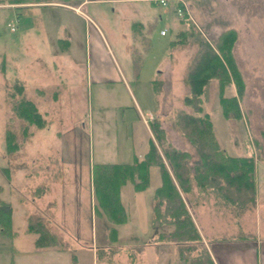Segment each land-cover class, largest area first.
Segmentation results:
<instances>
[{
    "label": "rangeland",
    "instance_id": "374dc122",
    "mask_svg": "<svg viewBox=\"0 0 264 264\" xmlns=\"http://www.w3.org/2000/svg\"><path fill=\"white\" fill-rule=\"evenodd\" d=\"M4 1L0 3V169L7 167L9 171L0 172V195L15 208L14 227L20 239L32 242V235L25 233L32 217L46 221L54 231L65 221L61 232L68 235L67 241L56 245L63 251L60 249L59 258H50L51 264H127L130 251L125 247L129 246L137 249L133 251L137 263L150 260L147 251L152 259L158 250L167 255L172 251L174 244L169 240H160L162 246H153V250L145 246L153 245L157 231L172 229L168 225L153 227L150 221L151 196L161 182L157 166L150 167L146 189L136 191L131 181L126 183L123 200L135 223L123 227L129 236L117 242L107 237L112 224L95 213L91 176L95 164L128 162L133 147L137 153L148 147L144 117L149 126L160 121L163 138L160 141L153 131L152 137L162 155L161 145L168 144L187 151L192 167L199 157L177 124L178 110L191 112L183 102L188 90L184 77L197 45L190 38L170 53V42L179 39L178 25L182 29L189 26L182 19H190L195 30L214 46L224 32L233 29L237 33L232 52L246 86L243 96L235 83L225 88L224 95L239 99L243 117L224 116L217 79L207 85L202 105L224 149L234 156L249 151L256 155L260 202L257 215L253 203L247 210L224 202L214 206L210 203L214 195L194 191L196 203L191 213L207 235L210 219L225 223L224 236L241 230L259 232L257 221L264 219V0H168L167 11L163 5L136 2L150 8L145 16L159 18L163 13L148 33V27L134 32L131 25L142 20L139 15L125 13L116 3L103 0L87 3L82 8L84 15L62 6L36 7L24 13L9 4L10 0ZM179 7L186 11L185 18L178 16ZM8 22L17 24V30L11 31ZM162 27L168 29L167 34H160ZM67 33L71 47L61 51L64 44H56V39H66ZM145 36L149 37L146 47L142 41ZM135 49L144 60L138 80L133 75ZM155 78L161 81L158 97L151 82ZM19 86H23L22 95ZM21 97L40 106L44 126L28 125L18 117L14 105ZM8 130L14 132L18 145L12 153L6 150ZM138 141L142 143L138 145ZM200 205L204 206L202 211ZM236 220L243 226H235ZM33 259L34 263L32 258L26 263H43L39 256Z\"/></svg>",
    "mask_w": 264,
    "mask_h": 264
},
{
    "label": "trees",
    "instance_id": "16d2710c",
    "mask_svg": "<svg viewBox=\"0 0 264 264\" xmlns=\"http://www.w3.org/2000/svg\"><path fill=\"white\" fill-rule=\"evenodd\" d=\"M25 0H10L12 3H23ZM5 1L0 0L3 4ZM26 7H22L25 9ZM188 23V28L177 32L178 40L170 42L172 47L185 45L191 38L195 41L196 51L190 58L184 82L188 88L183 97L184 105L191 112L182 109L177 111V124L180 131L196 148L199 157L193 167L190 165L191 155L167 144L163 155L153 138L143 159L134 157L132 163H98L93 166V191L96 199L95 213L104 215L111 224H125L128 214L121 202L120 191L128 181L133 183L136 191L146 189L150 184V167L157 166L161 175V185L153 195L151 225L163 228L170 226L168 232L160 230L157 241L169 240L179 253V257L189 264H214L206 248L203 237L196 225L191 207V195L195 189L201 194L208 188H213L226 203L238 208H246L256 199L255 156H232L218 142L213 130L210 115L204 113L203 95L211 80L217 79L219 86V103L227 119L239 120L243 117L239 99L236 96L227 97L224 90L235 83L239 96H243L245 82L233 56V46L237 33L230 29L219 37L216 46L197 32L190 19H182ZM61 43V42H60ZM146 47V46H145ZM149 51V48L145 49ZM144 60L139 51L133 55V71L136 79L140 77ZM161 81L152 80L155 94L160 92ZM23 86L18 93L22 95ZM19 118L32 125L44 126L45 119L36 104L25 98L14 105ZM151 130L161 141L164 131L160 121L151 123ZM27 131V129H26ZM6 150L12 153L18 148L15 134L8 130L5 135ZM2 172L9 169L2 168ZM27 231L38 234L35 242L37 247H47L60 244L46 223L39 218L28 219ZM0 230L12 233V207L10 203L0 199ZM112 242L118 237L117 228L112 225L108 229ZM196 252L195 255H192Z\"/></svg>",
    "mask_w": 264,
    "mask_h": 264
},
{
    "label": "crops",
    "instance_id": "0c3cea01",
    "mask_svg": "<svg viewBox=\"0 0 264 264\" xmlns=\"http://www.w3.org/2000/svg\"><path fill=\"white\" fill-rule=\"evenodd\" d=\"M147 1L151 2V5H153V6L161 5V4H159L153 0H103L101 2L116 3V5H119V7H121V9L125 13L131 12V13H134L135 15H139L140 18H142V20H134L132 22L131 26L134 29V32H136V30L138 28L140 29V32H143V31H141V29H145L146 27H148V29H147V33H148V32H152V30H154L155 24H157V21H159V18L160 19L162 18L163 13L162 14L160 13L158 15L159 18H156V16H152V14L145 16L146 12L148 10H150V8L146 5L144 6L142 3L137 5L136 2L139 3V2H147ZM89 2H91V0H25V1H23V3H12L11 5L16 7L17 9H22V7H26L24 10L22 9V12H24V13L27 11H30L32 8H36V7L62 6V7L69 9L72 12H75L76 15H78V14L84 15L82 12V8L86 7L87 3L90 4ZM164 11H167V7H165V6H164ZM22 12L18 11L17 14L22 13ZM144 19H145V21H144ZM178 27L176 29V34L179 30L182 29L180 27V25H178ZM163 29H166L167 33H168V29L166 27H162L160 29V32ZM66 36H67L66 39H60V38L56 39V44L58 42L59 43L61 42V45L64 44V47L61 49V51L62 50H64V51L69 50V48L71 47L70 33H67ZM142 41H143V44L145 46H147V44L149 42V37L148 36L143 37ZM176 47H171L170 53ZM57 51L58 50H56V52ZM134 51H133V53H134ZM133 75H134V71H133ZM134 77H135V75H134ZM37 90H40V89H37ZM42 92H44V90ZM159 94H160V92L158 94H156V96L158 97ZM36 106L38 107V109L40 111V106H38V105H36ZM204 112H205V110H204ZM205 113H207V112H205ZM149 114H151V112H149ZM144 119H146V118L144 117ZM145 124L149 130L148 147H146L145 149L140 151V153L139 152L137 153L135 151V147H133L130 150V152L132 153V160L128 161V162H120V163H132L134 160V157H137L139 160L143 159L144 155L146 154V152L149 149L150 139L153 138L152 137V130H151L148 122L147 123L145 122ZM138 142H139L138 145L142 143L140 141H138ZM218 142H219V140H218ZM219 144H220V142H219ZM220 146L222 147L221 144H220ZM250 155H254L255 158H257L256 155L250 151H249V154H246L243 156H250ZM232 156H234V154ZM0 172H2L1 169H0ZM91 178H92V176H91ZM150 180H151V177H150ZM92 185H93V183H92ZM160 185H161V182L158 186H160ZM126 186H127V184L122 186L121 191H120V195H121V202L127 211L129 219H128V222L125 224H117V225L112 224L118 230V237H117L116 241H114V242L120 241L122 238L129 236V235L125 234V232L123 231V227H125V226L129 227L131 224L135 223L134 220L132 219L131 209L125 204V202L123 200V192H124V188ZM195 192L199 194V192H197V189H195ZM207 193H208V195H214L215 199L210 202L214 206H216L217 202H221V203L224 202L226 205H229L218 194L215 193L213 188H208L202 192V194L204 196H206ZM92 194H93V198L95 199L94 192ZM192 195H191V203H190L191 204L190 210H192L191 212H193L194 204L196 203V200L194 199V196H192ZM0 199L4 200L1 197V195H0ZM42 199H44V198L42 197ZM42 199H40V200H42ZM4 201H6V200H4ZM6 202L10 203V205L12 204L11 201H6ZM205 202H207V201H205ZM204 203H203V205H204ZM128 204L131 205L130 202H128ZM208 204H209V202H208ZM253 204H255L254 206L257 209V215H258V210L260 208V202H257V188H256V199H255V202ZM151 205H152V203H151ZM203 205H200L201 211H202V208H204ZM229 206H231V205H229ZM11 207H12V209L14 208V206H11ZM231 207H236V206H231ZM247 209L248 208H245L244 210H247ZM15 212L16 211L14 208L12 210V227H13L12 231L13 232L11 234L10 233H3L2 230H0V264H27L26 262L29 261L28 259H30V258H32V260H30V262L34 261V259H33L34 255H35V257L39 256L40 258H43V263L41 262L42 264H51L50 258H53V257L57 258L59 256L58 254H61V252L63 250L59 246L57 247L56 245L47 246V247H37L35 242L38 238V234H36V233H30L32 235V242L30 244H29V242H27V244H26L24 241L25 238L20 239L18 232L15 230V227H14V214H15ZM204 215H205V213H204ZM192 216L194 219L195 217H194L193 213H192ZM59 221H61V220H59ZM150 221H151V219H150ZM44 222L50 228L48 223L46 221H44ZM224 224L225 223H223V221H213L212 222V220L210 219L208 222V225H207V228H208L207 230H208V232H210V234L207 235V233L205 231H203V229L200 227V225H197V221H196V225L198 226V229H199V231L203 237L204 244H205L206 248L208 249V251L212 257L214 264H264V219L257 221V225L259 228V232L257 234H255L253 232L249 233L247 231L241 230L234 236H229V235L224 236L223 235V233H224L223 228H225L224 226H226ZM233 224L235 226L237 224V226H239V227L243 226V224L239 220L233 221ZM63 226H65L64 220H63L62 224L60 223L58 227H55L56 231H54L50 228L51 232L58 237L59 243L67 241V237H68V235H65L61 232V228ZM215 226H218V227H215ZM27 227H28V220H27V226L25 228L26 234L29 233L27 231V229H28ZM214 228L215 229L218 228L217 234H215L217 230H215ZM147 229H148V227H147ZM158 232L159 231H157L154 234L153 240H155V241L151 242V243H153V245L152 244L151 245L150 244L145 245V246L149 247L148 249H152L153 246H156V245L158 246V245H161L163 243L161 241L157 242ZM6 236H7V238H6ZM107 237H108V239L111 240L112 236L109 234V232L107 234ZM148 240H150V239H148ZM127 241H129V240H127ZM111 242H112V240H111ZM32 243H33V245H32ZM213 243L215 244V247L212 246ZM171 246H172L171 247L172 251L170 253H168L169 256L167 254L163 253L162 251L158 250L157 254L154 253V255H155L154 259H152L150 252L147 251L146 252L147 258H149L151 261L147 259L146 263L135 262L136 255L133 254V251L135 252V250H137L135 246L125 247L130 251L129 256H131L130 258H129V256H127V264H142V263H144V264H184L186 260H183L179 257L177 247L175 245H174L175 247L173 245H171ZM173 248H174V250H173ZM98 252H99V248L97 249V253ZM55 254H57V255H55ZM195 254H196V252H194L192 255H195ZM29 256H30V258H29ZM129 259H130V261H129ZM136 261H137V259H136ZM165 261H166V263H165ZM32 263H34V262H32ZM41 263H39V264H41ZM186 263L189 264L187 261H186Z\"/></svg>",
    "mask_w": 264,
    "mask_h": 264
},
{
    "label": "built area",
    "instance_id": "2783aa9c",
    "mask_svg": "<svg viewBox=\"0 0 264 264\" xmlns=\"http://www.w3.org/2000/svg\"><path fill=\"white\" fill-rule=\"evenodd\" d=\"M163 6H167V1L168 0H153ZM177 14L180 18H185L186 17V11L184 9H182L181 7H179L177 9ZM8 26L9 28L12 30V31H15L16 30V25L14 23H8ZM161 34L165 35L166 34V29L162 30L161 31Z\"/></svg>",
    "mask_w": 264,
    "mask_h": 264
}]
</instances>
